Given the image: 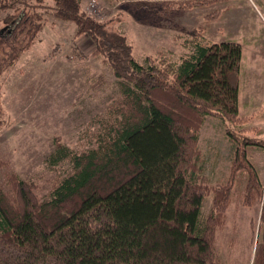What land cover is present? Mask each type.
<instances>
[{
	"label": "trees",
	"instance_id": "1",
	"mask_svg": "<svg viewBox=\"0 0 264 264\" xmlns=\"http://www.w3.org/2000/svg\"><path fill=\"white\" fill-rule=\"evenodd\" d=\"M221 1L162 7L171 13ZM3 12L0 75L50 14L88 37L120 85L95 146L69 156L72 174L52 183L47 198L16 175L9 190L0 185V264H224L219 240L233 202L261 205L262 239L250 263L264 264V182L254 162L264 140L239 113L241 45L209 44L205 28L178 58L166 51L138 61L126 35L87 16L83 0H0ZM212 118L224 121L234 147L221 183L205 169L203 129ZM65 152L57 143L60 158H68Z\"/></svg>",
	"mask_w": 264,
	"mask_h": 264
},
{
	"label": "rangeland",
	"instance_id": "2",
	"mask_svg": "<svg viewBox=\"0 0 264 264\" xmlns=\"http://www.w3.org/2000/svg\"><path fill=\"white\" fill-rule=\"evenodd\" d=\"M92 1L83 0L87 16L126 35L138 61L166 51L178 58L186 53L184 43L205 28L209 44L241 45L240 98L250 104L253 126L264 132V0H224L171 13L163 4L186 0H94L95 7ZM45 17L43 31L0 75V185L9 190V178L16 175L35 182L42 198L52 183L72 174L71 156L95 146L94 134L103 130L120 85L111 67L94 55L88 37L76 35L72 23ZM226 129L219 118L209 119L203 129L205 169L212 183L224 182L229 173L234 147ZM57 143L68 158H60ZM254 162L264 182V151L254 153ZM212 202L211 193L201 224ZM232 204L218 253L224 264H251L253 248L262 239L261 205Z\"/></svg>",
	"mask_w": 264,
	"mask_h": 264
},
{
	"label": "crops",
	"instance_id": "3",
	"mask_svg": "<svg viewBox=\"0 0 264 264\" xmlns=\"http://www.w3.org/2000/svg\"><path fill=\"white\" fill-rule=\"evenodd\" d=\"M238 105H239V113H240L241 116H243V117H251V115H250L251 114L250 113V104H249V102L242 101L241 98H240V94H239ZM251 119H252V117H251ZM251 119L249 121V127L255 128L253 126V124L251 123ZM258 138L261 139V140H264V132H262L261 130H260V134H259ZM233 258L235 259L236 257H233Z\"/></svg>",
	"mask_w": 264,
	"mask_h": 264
},
{
	"label": "built area",
	"instance_id": "4",
	"mask_svg": "<svg viewBox=\"0 0 264 264\" xmlns=\"http://www.w3.org/2000/svg\"><path fill=\"white\" fill-rule=\"evenodd\" d=\"M91 6L92 7H95L96 6V2L94 0L92 1Z\"/></svg>",
	"mask_w": 264,
	"mask_h": 264
}]
</instances>
